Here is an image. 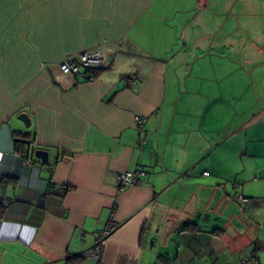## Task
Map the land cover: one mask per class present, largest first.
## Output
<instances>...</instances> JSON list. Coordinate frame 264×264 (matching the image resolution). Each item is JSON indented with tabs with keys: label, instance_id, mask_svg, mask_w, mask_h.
I'll return each instance as SVG.
<instances>
[{
	"label": "crops",
	"instance_id": "0c3cea01",
	"mask_svg": "<svg viewBox=\"0 0 264 264\" xmlns=\"http://www.w3.org/2000/svg\"><path fill=\"white\" fill-rule=\"evenodd\" d=\"M180 2L0 0V264H95L84 253L110 222L101 264H264V29L202 36L177 20L197 1ZM95 48L111 64L93 79L60 69ZM255 73L252 116L225 120L218 96L177 119L182 78L241 92ZM135 168L146 174L119 192Z\"/></svg>",
	"mask_w": 264,
	"mask_h": 264
},
{
	"label": "rangeland",
	"instance_id": "374dc122",
	"mask_svg": "<svg viewBox=\"0 0 264 264\" xmlns=\"http://www.w3.org/2000/svg\"><path fill=\"white\" fill-rule=\"evenodd\" d=\"M197 4L193 3L190 10L179 16L178 21L186 25V22L192 21L194 26H203L201 35L207 37H220L223 38L224 34L229 33L232 36L236 35H248L253 33L257 29H264V0H196ZM164 3L167 12L172 11L174 8H180L184 5H180V0H161ZM159 9L155 6L154 10ZM181 9V8H180ZM183 12V11H182ZM168 19L170 16H166ZM174 20V18H173ZM169 20V21H173ZM184 22V23H183ZM233 25V26H230ZM229 27L232 28L231 32ZM183 35L179 34L178 39L183 41L188 40ZM209 62H207L208 64ZM222 64V63H221ZM221 66V65H220ZM257 73L253 74L250 88L241 92L234 90L229 85L227 78L218 75H203L201 76H188V78H182L180 81L181 88L184 90V98L174 106L177 119L184 117L183 111L191 113L190 116H198V105H202L205 101V97L209 100H215L218 96L222 101V110L224 119L228 117H234L236 121L245 119L243 117L252 116V110L256 103L254 99L258 97L260 88H257ZM254 79V80H253ZM178 83L176 84V90ZM180 92V91H179ZM181 94V93H180ZM222 94V95H220ZM219 99V98H217ZM210 112V109H207ZM198 111V112H197ZM219 113V112H218Z\"/></svg>",
	"mask_w": 264,
	"mask_h": 264
},
{
	"label": "built area",
	"instance_id": "2783aa9c",
	"mask_svg": "<svg viewBox=\"0 0 264 264\" xmlns=\"http://www.w3.org/2000/svg\"><path fill=\"white\" fill-rule=\"evenodd\" d=\"M65 60L60 64V69L64 73H71L73 75H80L86 79H93L92 73H87V70L90 69H102L108 68L111 64V60L109 57L104 53V51L100 48L89 49L80 51L76 56H66ZM146 117H138L137 118V127L140 132V143L143 144L148 140V131L146 130ZM146 174L145 169L142 168H135L130 172H124L120 174L118 179V189L119 192L123 191L132 184L138 183L141 178ZM205 174H209L208 171H205ZM1 178V176H0ZM234 187L238 188L239 186L234 183ZM68 189L67 186L60 184L58 186V191L64 193ZM51 190V189H49ZM237 199L241 206L249 205L253 202V199L249 196L242 195L241 193L237 194ZM116 224L114 222H110L106 225V227L98 233L95 234L96 236V243L89 247L84 255L89 257L93 260L95 264H101L103 255H104V248L108 242V239L111 233L116 229ZM247 264H253L251 262H247Z\"/></svg>",
	"mask_w": 264,
	"mask_h": 264
},
{
	"label": "water",
	"instance_id": "95a60500",
	"mask_svg": "<svg viewBox=\"0 0 264 264\" xmlns=\"http://www.w3.org/2000/svg\"><path fill=\"white\" fill-rule=\"evenodd\" d=\"M19 118L21 120H24L26 125L29 127L31 126V118L29 116V114L27 112H22L20 115H19ZM17 142H24V143H28V140L27 139H24L23 137H17L15 139ZM32 154H34L35 156L39 157L41 160H42V163L46 164L49 162V151L47 149H42V148H38V149H33V152Z\"/></svg>",
	"mask_w": 264,
	"mask_h": 264
},
{
	"label": "trees",
	"instance_id": "16d2710c",
	"mask_svg": "<svg viewBox=\"0 0 264 264\" xmlns=\"http://www.w3.org/2000/svg\"><path fill=\"white\" fill-rule=\"evenodd\" d=\"M19 145H20V148H21L20 152L22 151V154H24L23 156L27 157L26 154H25V149H22L24 147V145L21 144V143ZM84 261H85V257L84 256L75 254V256L68 257V259L66 260V264H81Z\"/></svg>",
	"mask_w": 264,
	"mask_h": 264
}]
</instances>
